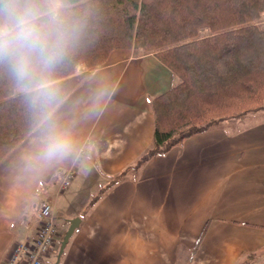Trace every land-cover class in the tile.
Returning <instances> with one entry per match:
<instances>
[{"label":"crops","instance_id":"0c3cea01","mask_svg":"<svg viewBox=\"0 0 264 264\" xmlns=\"http://www.w3.org/2000/svg\"><path fill=\"white\" fill-rule=\"evenodd\" d=\"M179 80L155 53L114 49L57 108L68 157L37 160L34 129L0 161V264L35 235L43 199L61 232L81 218L44 264H264V118L250 112L129 169L88 207L153 144L152 99Z\"/></svg>","mask_w":264,"mask_h":264},{"label":"trees","instance_id":"16d2710c","mask_svg":"<svg viewBox=\"0 0 264 264\" xmlns=\"http://www.w3.org/2000/svg\"><path fill=\"white\" fill-rule=\"evenodd\" d=\"M71 5L79 38L56 73L63 99L117 48L155 53L180 79L152 99L153 144L101 186L88 207L154 155L224 119L264 109V27L258 23L264 0H71ZM80 65L86 69L78 71ZM34 129L23 94L0 70V161Z\"/></svg>","mask_w":264,"mask_h":264},{"label":"clouds","instance_id":"9594fccd","mask_svg":"<svg viewBox=\"0 0 264 264\" xmlns=\"http://www.w3.org/2000/svg\"><path fill=\"white\" fill-rule=\"evenodd\" d=\"M71 0H0V70L23 94L37 130L35 158L51 162L73 152L71 127L57 108L63 89L55 79L78 41Z\"/></svg>","mask_w":264,"mask_h":264},{"label":"built area","instance_id":"2783aa9c","mask_svg":"<svg viewBox=\"0 0 264 264\" xmlns=\"http://www.w3.org/2000/svg\"><path fill=\"white\" fill-rule=\"evenodd\" d=\"M66 183H69L68 179ZM38 222L33 238L16 244L6 264H44V257L55 251L60 241V228L52 204L47 199L39 204Z\"/></svg>","mask_w":264,"mask_h":264},{"label":"rangeland","instance_id":"374dc122","mask_svg":"<svg viewBox=\"0 0 264 264\" xmlns=\"http://www.w3.org/2000/svg\"><path fill=\"white\" fill-rule=\"evenodd\" d=\"M261 26L264 27V13L262 14L259 22H258ZM208 31L207 30H204L202 31V33H207ZM140 49V48H139ZM86 68L84 67V65H80L78 67V71H83L85 70ZM264 118V111H254V112H250V114L246 117L245 120L247 121H250V120H255V119H262ZM52 204V203H51ZM52 209H53V206H52ZM53 213H54V210H53ZM55 214V213H54ZM67 230V229H66ZM65 231L61 232L60 231V240L63 238L64 234H65ZM59 248H60V242L58 241L57 244H56V247H55V252L58 253L59 252Z\"/></svg>","mask_w":264,"mask_h":264},{"label":"water","instance_id":"95a60500","mask_svg":"<svg viewBox=\"0 0 264 264\" xmlns=\"http://www.w3.org/2000/svg\"><path fill=\"white\" fill-rule=\"evenodd\" d=\"M81 218L80 216H74L72 218L69 219V226L63 236V238L61 239L60 242V248H59V252H58V261L60 259V256L62 255L70 237L72 236L74 230L78 227V225L80 224Z\"/></svg>","mask_w":264,"mask_h":264},{"label":"bare ground","instance_id":"6f19581e","mask_svg":"<svg viewBox=\"0 0 264 264\" xmlns=\"http://www.w3.org/2000/svg\"><path fill=\"white\" fill-rule=\"evenodd\" d=\"M63 185V184H62Z\"/></svg>","mask_w":264,"mask_h":264}]
</instances>
